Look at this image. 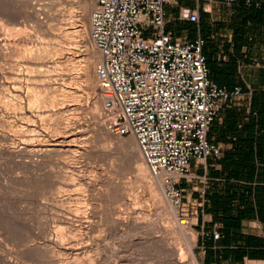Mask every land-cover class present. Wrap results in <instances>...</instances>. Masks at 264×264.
Returning <instances> with one entry per match:
<instances>
[{"label": "rangeland", "instance_id": "374dc122", "mask_svg": "<svg viewBox=\"0 0 264 264\" xmlns=\"http://www.w3.org/2000/svg\"><path fill=\"white\" fill-rule=\"evenodd\" d=\"M81 4L82 0H0V40L14 51L10 59L0 53V73L12 69L25 78L24 88L35 87L45 101L55 97V110L65 108L62 116L41 119L34 111L42 108H35L31 121L9 119L1 107L17 101L2 86L0 76V252L17 264H192L183 237L166 236L170 217L158 212L131 157L110 143L108 137L117 135L87 109L96 95L85 91L83 99L71 96L86 87L84 65L96 63V50L88 38L89 16L83 18ZM80 26L82 32L69 36L66 46L64 31L74 32ZM13 28L23 32L15 37ZM27 46L42 55L50 51L43 68L30 55L24 58ZM27 59L33 66L24 63ZM24 108L29 109L27 104ZM3 135L22 137L36 150L66 142L65 151L13 161L1 150L16 144ZM142 211L151 213L150 223ZM177 214L201 264L194 213L189 207H177Z\"/></svg>", "mask_w": 264, "mask_h": 264}, {"label": "built area", "instance_id": "2783aa9c", "mask_svg": "<svg viewBox=\"0 0 264 264\" xmlns=\"http://www.w3.org/2000/svg\"><path fill=\"white\" fill-rule=\"evenodd\" d=\"M220 3L232 15L239 0ZM264 0H246L260 6ZM177 0H95L89 41L100 53L96 76L108 119L107 129L133 137L153 177L163 178L166 194L182 210L177 184L190 175L193 160L219 158L222 148L208 134L219 114L241 97L211 81L206 40L183 42L166 30V7ZM182 20L198 23L197 12ZM219 239L218 232L213 233Z\"/></svg>", "mask_w": 264, "mask_h": 264}, {"label": "crops", "instance_id": "0c3cea01", "mask_svg": "<svg viewBox=\"0 0 264 264\" xmlns=\"http://www.w3.org/2000/svg\"><path fill=\"white\" fill-rule=\"evenodd\" d=\"M197 12L198 23L182 20ZM166 30L183 42L203 37L211 81L242 97L224 109L208 134L219 158L193 160L178 182L194 213L201 264H264V4L237 8L177 0ZM218 232L221 237L214 238Z\"/></svg>", "mask_w": 264, "mask_h": 264}, {"label": "bare ground", "instance_id": "6f19581e", "mask_svg": "<svg viewBox=\"0 0 264 264\" xmlns=\"http://www.w3.org/2000/svg\"><path fill=\"white\" fill-rule=\"evenodd\" d=\"M66 1H68V0H66ZM92 4H93L92 0H82L81 6H82V9L84 12L83 18H85V19L88 18L89 14L91 12V9H92ZM4 28H2V29H4ZM81 28H82L81 26L78 27V29L76 31L74 30V32L70 31L69 29H66L64 31V38L62 40L66 43V46H67V44H69V41H70V40H68L69 36L73 35L74 33L75 34L81 33L82 32ZM11 32L15 36V35H19L23 31L14 30V28H13L11 30ZM15 37H17V36H15ZM5 42H6V40H4V39L0 40V53L4 57H8L10 59L13 57L14 51L12 50L13 53H11L9 48H8L9 45L6 46L7 44ZM2 43H4V44H2ZM9 47H11V46H9ZM84 48H85L86 54L89 56L88 46H84ZM57 53H59V52H57ZM27 54H28V56L30 55L29 58L33 59L32 61H34V60L36 61L35 63L38 67L43 68L45 66L44 60L47 59L48 56H50V51H49V55H48V52H44V54L42 55L39 52H34L31 48H28V46H27L23 51V56L27 55ZM95 55H96L95 56L96 57L95 58L96 59L95 65H92V64L90 65L91 62H88L89 64L85 63L86 65H84V66H86L85 67L86 69L84 68L86 70V72L84 74V78L86 79V83H87L86 87L83 90L81 89V91L77 90L78 91L77 95L71 94V96H76V97H79L80 99L81 98L83 99L84 98L83 93H85V91L88 93H94L96 95V100L91 104L92 106L88 107L87 109L93 113V115H94L93 117L96 120L101 121L100 123H103V125H104L108 119V116H106L105 113H103L104 104H103V99H102V96L100 93L99 84H98L97 76H96V66H97V63L101 59V55L97 51L95 52ZM24 58H27V56H24ZM22 63L23 62H21V65H22ZM24 63H26V65L33 64V63H31L30 59H27V61ZM18 65H20V64H18ZM31 66H33V65H31ZM22 67H23V65H22ZM0 76H1V78L3 77L2 79H4V81L2 82V86L9 89L11 91V93L13 94L10 96L12 97L13 100L17 101V104H14V103L12 104L11 103L12 101H11L10 103L8 102V103L3 104L4 106L1 105L2 106L1 108L2 109L4 108V110L7 111L6 113H7V116L9 119H14V120L20 121L22 123L25 120L32 119L33 117H30V116H33L34 112L35 113L37 112L38 117H40L41 119L43 117H51V116L61 114V112H65V108L55 110V105L57 103L55 97L52 99L48 98V100L45 101L44 98L41 99L40 95H38V92H37L38 90L35 87H32L31 85H27V87L24 88L23 82L25 81V78L23 76H21L20 74L15 73L12 69L7 71L5 74L0 73ZM30 80L33 81L32 78ZM35 84H36V82L34 83V86H35ZM6 91H8V90H6ZM24 92H25V94H24ZM25 104L28 105V108H29L28 111H24L25 110V108H24ZM35 108L36 109L42 108V109L39 111L32 112V110ZM9 109H13V113L11 112L12 110L10 111ZM18 111H19V113L21 111V113L18 114ZM62 114H61V116H62ZM29 121H31V120H29ZM26 125H29V124L27 123ZM70 137H74V136L72 135ZM2 138L5 139V141L10 140L16 144L15 148H5V149L1 150V153L3 154V156L5 155L6 157L11 158L13 161H16V159H27V158L34 159V157H39V158L44 157L45 158V156H49L52 154H57L59 152H62L63 148L65 147L64 145L66 144V142L58 143V141H56V144L49 145L48 146L49 148L47 147L45 149H41V147H40V150L39 149L36 150V148L34 149V148L30 147L29 144L25 140L22 139V137H19V136L16 137L13 135H3ZM108 138H109L110 143L112 144V146L114 145V148L116 150H118L121 153H125L129 157H131V159L133 160L132 165L134 167L135 172L140 176L141 181L147 182V184H148V187L151 191L150 194L152 193V196H153L152 198L154 199L153 201H154L155 207L158 209V212H160V214L169 215L170 220H171V225H169V227L166 228V236H169V237L172 236L173 237L175 234H179L181 237H183L184 242H186V244L188 245V247H187L188 248V255L191 257L192 264H199L197 259L195 258L194 252H193L194 246H193V240L190 237V233L188 232V230H186L181 225L180 219H179L178 214H177V206L175 205V203H173L172 199L165 194V190H164L165 184H164L163 178H156V177L152 176L150 169L148 168V166L146 165V163L143 160V157L139 151L136 140L133 137H130L127 140H123L119 136H112V135L109 136ZM28 140H30V142H31L32 139H28ZM44 146H46V145H44ZM68 146H66V147H68ZM68 150H71V148L69 147ZM141 215H143L144 219H146L144 221H148L152 218V215L150 212L142 211ZM73 221H74V219H73ZM116 223L120 224L121 226L123 225L120 220H117ZM166 242H168V241H166ZM175 244H176V242H175ZM178 244H179V242H178ZM163 246H164V244H163ZM169 249L171 250L172 248H169ZM173 251H174V249H173ZM173 254H174V256L177 255L176 252H173ZM8 256H6V254L0 252V263L1 264H17V263H13V261H11L9 259L10 257H8ZM53 263H56V262H54V260H53ZM181 263H182V261H180V263L177 262V264H181Z\"/></svg>", "mask_w": 264, "mask_h": 264}, {"label": "trees", "instance_id": "16d2710c", "mask_svg": "<svg viewBox=\"0 0 264 264\" xmlns=\"http://www.w3.org/2000/svg\"><path fill=\"white\" fill-rule=\"evenodd\" d=\"M243 4H244L245 6H247V7H259V8H260V7L263 6L264 2H262L260 6H256L255 4L249 6V5H247L246 0H239L237 6L235 7V12H236L237 8H239V7H240L241 5H243Z\"/></svg>", "mask_w": 264, "mask_h": 264}]
</instances>
